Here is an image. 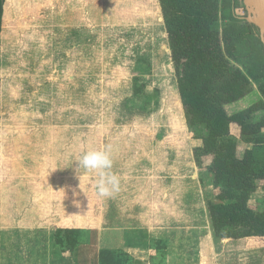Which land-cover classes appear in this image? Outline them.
<instances>
[{"label": "rangeland", "instance_id": "374dc122", "mask_svg": "<svg viewBox=\"0 0 264 264\" xmlns=\"http://www.w3.org/2000/svg\"><path fill=\"white\" fill-rule=\"evenodd\" d=\"M135 77L147 96L134 95ZM259 97L254 88L227 112ZM230 133L239 141L238 126ZM106 145L122 178L110 199L96 195L95 174L77 162ZM201 145L187 126L160 0L5 1L0 264H97L102 249L151 264L153 230L168 242L171 264H264L263 237L214 239L217 190L206 169L212 157L195 162ZM249 205L264 209V181ZM59 226L84 229L74 254L54 245Z\"/></svg>", "mask_w": 264, "mask_h": 264}, {"label": "trees", "instance_id": "16d2710c", "mask_svg": "<svg viewBox=\"0 0 264 264\" xmlns=\"http://www.w3.org/2000/svg\"><path fill=\"white\" fill-rule=\"evenodd\" d=\"M0 0V38L4 5ZM169 39L171 60L187 126L202 145L195 162L212 157L206 167L217 190L209 203V220L215 240L264 238V209L249 205L264 181V45L259 29L239 15L247 14L243 0H160ZM134 95L147 96L145 84L134 78ZM257 89L260 97L233 114L226 107ZM158 95V90H155ZM240 128L239 141L230 127ZM241 145L246 147L239 155ZM84 229L59 226L54 245L74 254L82 246ZM151 264H168L169 245L150 239ZM97 264H134L124 250L102 249Z\"/></svg>", "mask_w": 264, "mask_h": 264}, {"label": "clouds", "instance_id": "9594fccd", "mask_svg": "<svg viewBox=\"0 0 264 264\" xmlns=\"http://www.w3.org/2000/svg\"><path fill=\"white\" fill-rule=\"evenodd\" d=\"M77 162L78 170L95 174V192L98 197L110 199L120 192L122 178L112 171L114 161L111 146L88 150L78 158ZM73 195L76 193L74 192Z\"/></svg>", "mask_w": 264, "mask_h": 264}, {"label": "water", "instance_id": "95a60500", "mask_svg": "<svg viewBox=\"0 0 264 264\" xmlns=\"http://www.w3.org/2000/svg\"><path fill=\"white\" fill-rule=\"evenodd\" d=\"M243 2L247 11L244 19L259 29L264 45V0H243Z\"/></svg>", "mask_w": 264, "mask_h": 264}, {"label": "crops", "instance_id": "0c3cea01", "mask_svg": "<svg viewBox=\"0 0 264 264\" xmlns=\"http://www.w3.org/2000/svg\"><path fill=\"white\" fill-rule=\"evenodd\" d=\"M158 233L159 234V232H156V231H151V234H150V239H165L164 237H160V236H154V235H156V234ZM225 241H234V240H225ZM34 242V241H33ZM25 246V245H24ZM22 246V247H20L21 249H20V252H19V259H20V261L19 262H22V259L23 258H25V257H23V255H25L26 256V252H22V249H24V248H26L27 249V252H28V250H29V248H28V246ZM18 248H19V246H17ZM3 249V248H2ZM5 249H7V248H5ZM3 251V250H2ZM40 252L42 253V249L40 248ZM129 253V252H128ZM27 257V256H26ZM168 258H169V253H168ZM171 262H172V260L170 259V260H168V264H171ZM23 263V262H22ZM22 263H19V264H22ZM26 264V263H25ZM200 264H204V262H201V259H200Z\"/></svg>", "mask_w": 264, "mask_h": 264}]
</instances>
